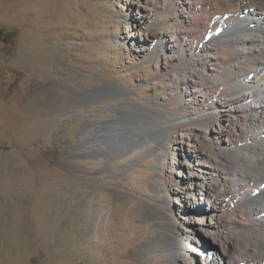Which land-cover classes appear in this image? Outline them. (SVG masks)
<instances>
[{
  "label": "rangeland",
  "instance_id": "374dc122",
  "mask_svg": "<svg viewBox=\"0 0 264 264\" xmlns=\"http://www.w3.org/2000/svg\"><path fill=\"white\" fill-rule=\"evenodd\" d=\"M244 14L243 0H0V264H202L222 247L240 264L236 235L246 242L254 218L232 167L213 169L220 188L212 196L188 199L183 164L194 163L182 142L193 130L221 147L254 143L242 100L250 92L231 86L239 61L220 31ZM160 36L165 51H140ZM207 68L212 79L203 81ZM110 85L133 92L92 93ZM236 101L229 140L206 130L211 118L168 126L172 115L213 117ZM204 208L220 226L217 240L195 230L210 220ZM176 232L193 248L171 263L164 241Z\"/></svg>",
  "mask_w": 264,
  "mask_h": 264
},
{
  "label": "bare ground",
  "instance_id": "6f19581e",
  "mask_svg": "<svg viewBox=\"0 0 264 264\" xmlns=\"http://www.w3.org/2000/svg\"><path fill=\"white\" fill-rule=\"evenodd\" d=\"M243 2L245 13L244 16L240 18V21L238 23L229 22L225 25H220V31L224 33L221 37L227 38V40H225L226 43L232 44L234 46L231 48V51L239 61L236 65L239 70L237 74L240 81L232 83L233 85L231 86L236 87L240 90L250 92L244 95V98L242 100L247 101L248 104L245 109V117L247 120L251 121L250 124L252 125V128L254 130V133L252 135L254 143L253 145L250 144L248 148L240 147L234 144H230L226 147H221L219 145H214L213 142L209 143L200 135L195 134L193 130H189V134L187 135V137H185L187 141L182 142V146L186 145V156L192 158L194 165L187 166L183 164V166H186V169L188 170L185 173L188 174L189 182V186L184 188V191L188 199L194 198L198 192H201L202 195H205L207 197L212 196L215 192H217V189L219 187L218 181L215 177L218 172L213 171V169H217V166H219L223 162L232 167L229 168L231 173L228 174L235 178L233 184L238 193H240V197L243 199L242 207L250 211V215L254 218L253 224L247 227L248 236L245 238L246 242H244V237H242L241 235H236L241 239L242 242L241 249L243 252L241 253L240 264H257L261 260L263 262L264 258V255H261L262 251L264 250V0H243ZM145 3L146 4L141 2V4L139 5V10H141V8H147L149 2L146 1ZM175 27H171V31L170 29H167L165 31V34L167 33L166 37H174V35H172L171 33L175 34ZM148 33L149 30H145L144 33L141 32V36L139 35L138 39H142L143 35H149ZM166 37L162 38V36H160L158 43L154 44L153 47L148 46L145 48V44L142 42V45H140L142 49L140 51H144L146 54H148V56L154 54V52L159 49L160 51H165V48H168L166 46ZM134 45L135 44L133 42V45L131 46L132 49H139L140 46L134 47ZM143 47L145 49H143ZM225 53L229 55L228 52ZM207 69L208 70L199 73L201 74L203 81L212 79L213 73L209 71V68ZM219 82L225 83V79H218L217 83ZM83 84L86 83L83 82ZM123 88H125L129 92H133V89L129 86H124ZM126 90L122 89V86L119 88L110 85L103 89L92 91V93L96 92L98 94V97L105 98L107 95H119L123 91L125 93L127 92ZM88 92L89 91L87 88L80 85L79 95L81 100L88 96ZM116 98L121 99L120 96ZM154 104H157V106H161L159 105V101ZM139 107L141 109H147V107L143 105H140ZM232 107L233 110H228L220 105L216 109L218 110V113L213 117H210V115H204L201 119L178 116L176 117L172 115V120L168 122V126L170 128H184L189 127L193 122L204 121L208 118H211V122L206 124V130L208 129L212 131L215 136L218 137V139L222 138L224 133L227 132L226 140H229L228 138L232 136L231 133L233 131L236 132V127L232 126L231 119L235 116L239 117L237 113L241 108L238 101L234 102ZM125 110V106L121 105L116 112L120 115V113ZM133 115L134 114L129 110V117L132 118ZM129 123L131 124L130 119L128 124ZM142 127L148 128L149 125L142 124ZM120 132V135L122 136L125 131L123 132V130H121ZM150 134L156 135L154 132H151ZM162 135L163 139H167V134ZM142 136L148 137V135H145V133ZM119 148L122 150L124 147L123 145H120ZM245 152H247V155H245ZM225 169L228 168L225 167ZM258 182L261 184L259 185ZM157 192H160V190L157 189ZM202 212L210 215L212 210H210L209 208H204ZM209 217L210 220L208 221H197L198 224L195 230L197 231L198 235L199 233H202L205 235L209 234L210 237H215L213 232L217 230L218 227L220 228V226L218 225L217 221H215L216 219L214 213H212ZM165 236L166 238L164 241V251L169 262L171 263L177 262L179 258L178 250L187 251L188 248H193V245L191 246V243H184L186 241L181 237V233L176 232L173 235L167 234ZM214 239L217 240L216 237ZM237 243L238 241L236 242V244ZM232 262V257L225 250V247H222L215 254H206L202 256V264H232Z\"/></svg>",
  "mask_w": 264,
  "mask_h": 264
},
{
  "label": "trees",
  "instance_id": "16d2710c",
  "mask_svg": "<svg viewBox=\"0 0 264 264\" xmlns=\"http://www.w3.org/2000/svg\"><path fill=\"white\" fill-rule=\"evenodd\" d=\"M2 36V40L3 41H5V42H11L12 40H13V37H11L12 36V34H2L1 35Z\"/></svg>",
  "mask_w": 264,
  "mask_h": 264
}]
</instances>
